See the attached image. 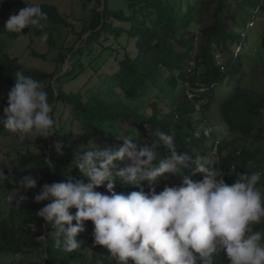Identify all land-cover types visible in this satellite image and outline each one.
<instances>
[{"label":"trees","instance_id":"obj_1","mask_svg":"<svg viewBox=\"0 0 264 264\" xmlns=\"http://www.w3.org/2000/svg\"><path fill=\"white\" fill-rule=\"evenodd\" d=\"M95 1L100 9L93 11L90 21L85 22L77 34L80 45L65 46L60 51L59 63L70 64L65 73L32 68L7 53L0 57V116L7 106V93L15 83L14 73L23 71L43 84L55 121L53 135L47 139L35 137L36 150L20 153L14 174H34L36 193L45 183L67 182L69 177L87 183L80 170L72 166V139L95 137L100 145L107 143L114 147L123 141L117 134H106L108 125L125 132L126 136L132 135L136 126L141 136L133 139L140 144L148 142L152 146L158 142L155 132L160 130L173 137L178 151L215 160L216 167L223 168L228 174L224 179L229 185L235 183L240 175L254 172L262 173L261 185H264V89L241 93V84L236 81L247 67L251 69L248 73L256 71L262 57L264 0H195L194 4L189 0L186 5L183 0ZM23 7L26 5L21 2L4 3L2 11L5 15H12ZM41 8L47 14L46 21L56 26L71 27L69 18L64 17L56 6L43 4ZM204 13L210 15V24L196 30L194 26L201 24ZM251 16L260 18L257 27L250 32V36H261L260 49L248 47L252 44L247 38L250 36L243 37L239 32L249 23ZM4 25V22L0 24V33L12 40L30 33L42 36L41 30L32 32L25 28L23 33H15L7 31ZM43 32H47L46 41L54 47L56 40L52 30L44 28ZM124 36L125 44L121 42ZM103 37L106 40L113 37L120 48L99 50ZM133 40L136 41L135 49L131 51L129 46ZM239 45L244 47V51L240 57H235L234 51ZM108 49L116 54L124 53L123 58L118 59L121 65L119 72L102 76L100 85L85 91L64 90V86L77 80L88 70L87 67L98 72L94 65ZM218 54L227 58L224 66L216 59ZM33 55L44 58L36 52ZM242 59H246L245 62ZM224 83L228 92L219 99L218 91L224 89ZM168 88L172 93L167 94ZM175 91L179 94H174ZM168 95L171 98L166 99ZM121 96L124 101L120 100ZM127 101L138 104L129 105ZM166 104L174 105L173 110L166 112ZM66 107H71V110L65 123L61 109ZM148 108L152 110L151 116L145 113ZM75 121L80 125L77 135L74 134ZM124 125L131 127L125 130L127 127ZM7 134L14 135L0 126V139ZM111 138H114L113 145L110 144ZM228 145L232 146L231 151ZM214 149L217 156L212 154ZM155 151L158 159L168 154L162 145ZM129 164L130 161L125 160L120 168ZM185 175L193 181L203 179L201 174L193 175L191 168L185 169ZM170 183L171 186L180 185L182 177L170 176L154 187L160 192ZM143 187L145 192L150 191L147 182ZM96 190L110 194L106 188ZM115 190L126 195L140 189L121 186L117 181ZM7 192V182L0 183V195L7 197ZM21 194L25 195V192ZM46 203L23 202L19 206L11 203L8 210L0 204V258L24 257L36 251L39 255L46 254V257L18 264H116L114 259L106 257L108 252L103 246L95 244L91 221L85 223L86 230L78 236L83 244L80 250L69 253L63 250L62 244L57 247L50 234L51 225L45 227L44 220L36 215ZM70 211L74 214L76 209ZM43 227L47 232L46 241L37 238L41 231L36 228ZM252 227L253 231H264V221ZM216 264H227V261L221 256Z\"/></svg>","mask_w":264,"mask_h":264},{"label":"clouds","instance_id":"obj_2","mask_svg":"<svg viewBox=\"0 0 264 264\" xmlns=\"http://www.w3.org/2000/svg\"><path fill=\"white\" fill-rule=\"evenodd\" d=\"M25 4L8 18L5 29L23 33L25 28L35 27L42 31L41 42L46 41L43 29L47 14L39 4ZM14 75L0 126L21 142L29 137L47 139L54 134L55 125L47 91L23 71ZM155 136L158 142L152 146L138 143L131 135L114 147L101 148L89 142L74 152L72 162L87 183L69 177L67 182L42 186L33 200L48 203L36 215L45 227L51 225L56 246L62 244L69 253L80 250L83 244L78 236L91 221L95 244L103 246L106 257L116 264H216L221 256L227 264H264V231H253L252 227L264 221L262 173L240 175L229 185L224 179L228 174L216 167L215 160L178 151L166 132L157 130ZM161 145L168 154L158 159L155 149ZM125 160L130 164L120 168L119 162ZM189 168L203 179L193 181L185 175ZM173 175L181 176L182 183L165 185L157 192L156 183ZM117 181L140 190L118 193ZM5 182L15 183L12 175L0 168V183ZM145 182L149 192L144 191ZM36 187V178L24 176L6 200L19 206L28 200L21 193ZM98 188H106L110 194ZM73 208L74 214L70 211Z\"/></svg>","mask_w":264,"mask_h":264},{"label":"rangeland","instance_id":"obj_3","mask_svg":"<svg viewBox=\"0 0 264 264\" xmlns=\"http://www.w3.org/2000/svg\"><path fill=\"white\" fill-rule=\"evenodd\" d=\"M15 2H21L24 3V0H0V24L2 22L6 23L8 18L11 15H5L2 11L3 4L4 3H15ZM191 2L194 4L195 0H191ZM25 3H32V4H39L40 6L43 4H51L58 8L59 12L64 16L69 18V22L71 24V27H64V26H56L50 21L45 22V28H48L52 30L53 37L56 40L55 46L52 47L47 41L41 42V36H37L34 33L22 35L16 40L9 39L4 33H0V57L3 55V53H7L10 56L18 57L21 61L27 63L30 67L43 70L49 73H59L62 72L65 73L67 68L69 67V63L66 65H62L59 63L60 58V51L64 49V47H72L74 45L79 46L80 42H78L77 34L80 33L82 30V27L85 22L90 21L92 17V13L95 9H100V5L95 0H25ZM24 3V4H25ZM183 3H189V0H183ZM26 5V4H25ZM27 6V5H26ZM257 12V11H256ZM17 14V13H15ZM252 14H256L252 12ZM13 15V14H12ZM259 17L256 19L254 16H251L249 19V23L246 25L244 29H240L239 32L243 35V37L250 36V32L252 29L256 28L258 25ZM118 25H121V23H117ZM210 24V15L207 13H204L201 19V24L195 25L194 28L198 30L200 26H206ZM130 25H128V28ZM261 28V27H259ZM30 30L32 32L39 31V29L35 27H30ZM111 39L106 40V38H102L103 45L98 46L99 50L106 49V48H120L116 43H114L113 37H110ZM248 40L252 42L251 45H248V47H252L255 49L262 48V42H261V36H250L247 37ZM125 36L121 38V42L124 43ZM135 40H133L130 43L129 49L131 51H134L135 49ZM125 44V43H124ZM244 51V47L239 45L235 49V57L241 56ZM33 52L38 53L40 56H43L44 58H36L33 55ZM261 58L258 62V68L253 73H248L251 69L246 68L244 72H242L237 78L236 81L241 84V93L246 91H262L264 89V47L261 51ZM124 53L123 51H120V53L116 54L113 53L108 49L105 53L101 55V59L94 65L98 69V72H95L92 68L87 67V71H84L80 74V77L71 82L67 83L64 86V90L69 92L72 91H79V90H87L90 87H95L97 85H100L101 82H103L102 76H112L116 72L120 71V63L118 59L123 58ZM250 59V56L248 57ZM216 59L219 60V63L221 66H224L226 63V59L224 55L218 54L216 56ZM246 59H242V62H245ZM251 60V59H250ZM248 61V60H247ZM98 64V65H97ZM102 77V78H101ZM93 78V79H92ZM224 89L219 90V99H222L224 97V94L228 92L226 88V84H223ZM167 94L172 93L171 90L168 88L166 90ZM174 94H179V91H175ZM85 98V97H84ZM121 101H124V98L120 97ZM168 98H171L170 95H168ZM129 105H137L135 102L127 101ZM176 106V105H175ZM173 107H170L166 104L164 106L165 111L169 112L170 110H173ZM199 107V106H198ZM62 111H64V118L63 121L66 123L68 121V114L70 113L71 107L62 108ZM145 113L148 116H151L152 110L151 109H145ZM195 118H199V116H194ZM125 130H128L131 126L124 125ZM74 134L77 135L78 131L80 130L79 122H74ZM133 127V126H132ZM134 133L131 135L133 138H140L141 131L138 127L134 126ZM106 134L114 133L118 135V138L120 141H123V137L126 136L125 132L117 131V129L113 128L112 126L108 125L106 127ZM121 132V133H120ZM61 141V140H60ZM89 142H94L98 146L102 148H108L107 143H102L100 145V142L97 138L93 137L90 139V137L86 136L82 139H72L70 148L71 151L76 152L81 146L87 147ZM114 138L110 139V144L113 145ZM120 143V142H119ZM123 142L120 143L122 145ZM228 150H232V146L228 145ZM36 150L35 145V137H29L28 139H25L23 142L19 141L17 139L16 134L14 135H5L0 139V168H3L6 175L11 174L15 183L13 182H7L8 186V192L6 194H9L10 191H14L16 187L19 186V181L24 177L29 175L26 172L23 173H15L14 169L17 166V161L20 156V153H25L26 150ZM212 154H215V149L213 150ZM125 161L119 162V167L121 164L123 165ZM123 168V167H122ZM9 169L11 173H9ZM34 174H32L33 176ZM34 177V176H33ZM171 186V183L170 185ZM36 194V189L27 190L25 192V195L28 196V200L25 201L27 204H32L34 202L33 197ZM0 204H2L6 210L10 207L11 203L7 202L6 196L3 194L0 195ZM29 227H33V224H29ZM37 230L41 231V234L37 236V238L40 241H46L47 240V232L46 229L43 228H36ZM46 237V238H44ZM46 257V254L41 253L39 255V252H32L29 256H20L17 255L15 257H1L0 258V264H18L19 262L29 263V262H35L39 260H43ZM58 264V263H56Z\"/></svg>","mask_w":264,"mask_h":264},{"label":"water","instance_id":"obj_4","mask_svg":"<svg viewBox=\"0 0 264 264\" xmlns=\"http://www.w3.org/2000/svg\"><path fill=\"white\" fill-rule=\"evenodd\" d=\"M68 61H69V59H68ZM66 64H68V62Z\"/></svg>","mask_w":264,"mask_h":264}]
</instances>
